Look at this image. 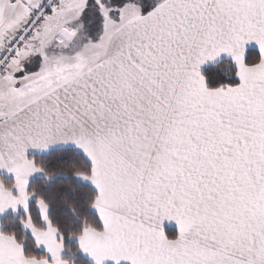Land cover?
<instances>
[{"label":"snow or ice","instance_id":"1","mask_svg":"<svg viewBox=\"0 0 264 264\" xmlns=\"http://www.w3.org/2000/svg\"><path fill=\"white\" fill-rule=\"evenodd\" d=\"M0 264H264V0H0Z\"/></svg>","mask_w":264,"mask_h":264}]
</instances>
